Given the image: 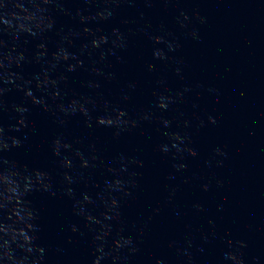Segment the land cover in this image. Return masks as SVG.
<instances>
[{
    "label": "water",
    "instance_id": "1",
    "mask_svg": "<svg viewBox=\"0 0 264 264\" xmlns=\"http://www.w3.org/2000/svg\"><path fill=\"white\" fill-rule=\"evenodd\" d=\"M0 264H264V0H0Z\"/></svg>",
    "mask_w": 264,
    "mask_h": 264
}]
</instances>
